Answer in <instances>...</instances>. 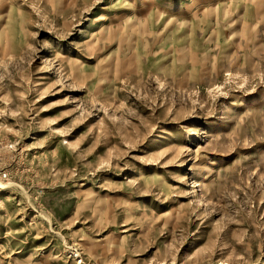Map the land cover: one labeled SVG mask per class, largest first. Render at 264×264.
I'll list each match as a JSON object with an SVG mask.
<instances>
[{"label":"rangeland","instance_id":"rangeland-1","mask_svg":"<svg viewBox=\"0 0 264 264\" xmlns=\"http://www.w3.org/2000/svg\"><path fill=\"white\" fill-rule=\"evenodd\" d=\"M0 264H264V0H0Z\"/></svg>","mask_w":264,"mask_h":264},{"label":"bare ground","instance_id":"bare-ground-1","mask_svg":"<svg viewBox=\"0 0 264 264\" xmlns=\"http://www.w3.org/2000/svg\"><path fill=\"white\" fill-rule=\"evenodd\" d=\"M79 255V254H78Z\"/></svg>","mask_w":264,"mask_h":264}]
</instances>
